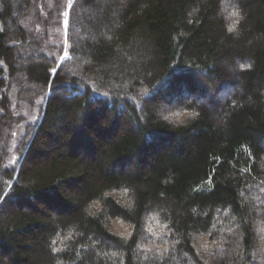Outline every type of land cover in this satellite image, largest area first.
Returning <instances> with one entry per match:
<instances>
[{
    "label": "trees",
    "instance_id": "trees-1",
    "mask_svg": "<svg viewBox=\"0 0 264 264\" xmlns=\"http://www.w3.org/2000/svg\"><path fill=\"white\" fill-rule=\"evenodd\" d=\"M0 264H264V0H0Z\"/></svg>",
    "mask_w": 264,
    "mask_h": 264
},
{
    "label": "rangeland",
    "instance_id": "rangeland-1",
    "mask_svg": "<svg viewBox=\"0 0 264 264\" xmlns=\"http://www.w3.org/2000/svg\"><path fill=\"white\" fill-rule=\"evenodd\" d=\"M80 38H81V39H88L89 36L86 35L85 31H83V32L81 31V33H80Z\"/></svg>",
    "mask_w": 264,
    "mask_h": 264
}]
</instances>
